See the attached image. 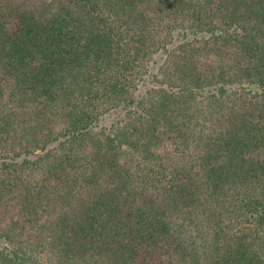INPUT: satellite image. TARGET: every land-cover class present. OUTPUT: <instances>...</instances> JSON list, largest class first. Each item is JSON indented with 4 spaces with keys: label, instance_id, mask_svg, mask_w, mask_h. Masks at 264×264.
Returning <instances> with one entry per match:
<instances>
[{
    "label": "trees",
    "instance_id": "trees-1",
    "mask_svg": "<svg viewBox=\"0 0 264 264\" xmlns=\"http://www.w3.org/2000/svg\"><path fill=\"white\" fill-rule=\"evenodd\" d=\"M0 264H264V0H0Z\"/></svg>",
    "mask_w": 264,
    "mask_h": 264
},
{
    "label": "rangeland",
    "instance_id": "rangeland-1",
    "mask_svg": "<svg viewBox=\"0 0 264 264\" xmlns=\"http://www.w3.org/2000/svg\"><path fill=\"white\" fill-rule=\"evenodd\" d=\"M153 59L155 60V56L153 57ZM148 66H150V63L148 64ZM148 71H150V70H148ZM139 87H140V86H139ZM139 87L137 88V91H138L139 89H141V87H140V88H139ZM137 91H136V92H137Z\"/></svg>",
    "mask_w": 264,
    "mask_h": 264
}]
</instances>
